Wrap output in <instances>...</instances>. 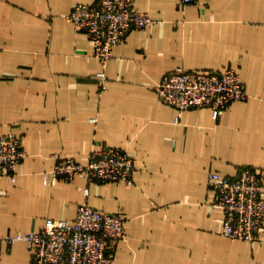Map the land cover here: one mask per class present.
Wrapping results in <instances>:
<instances>
[{
  "label": "crops",
  "instance_id": "obj_1",
  "mask_svg": "<svg viewBox=\"0 0 264 264\" xmlns=\"http://www.w3.org/2000/svg\"><path fill=\"white\" fill-rule=\"evenodd\" d=\"M95 1L0 0V134L20 135L28 153L15 181L0 177V237L73 220L87 202L126 218L115 264H264V227L259 241L224 235L207 184L212 170L251 166L264 188V0H137L153 23L114 47L106 89L88 34L67 18ZM226 67L248 97L219 118L179 113L155 91L168 72ZM99 144L135 158L131 184L45 179L58 153L86 164ZM30 259L28 243L0 245V264Z\"/></svg>",
  "mask_w": 264,
  "mask_h": 264
},
{
  "label": "built area",
  "instance_id": "obj_2",
  "mask_svg": "<svg viewBox=\"0 0 264 264\" xmlns=\"http://www.w3.org/2000/svg\"><path fill=\"white\" fill-rule=\"evenodd\" d=\"M67 18L77 30L85 31L92 42L94 55L102 64V69L96 73L102 89H106V68L114 56V47L124 41L131 30L144 29L153 23V17L138 7L137 0L79 2ZM155 87L158 97L176 107L179 113L192 107H209L214 118H219L234 101L248 97L244 81L232 67L167 73ZM27 156L20 135L0 134V177L15 181L18 165ZM135 169L136 160L127 150L99 144L86 164L58 153L45 179L51 174L54 181L73 182L82 174L90 181L131 184ZM207 184L213 193L212 206L224 212V235L232 239L259 240L264 220V188L259 172L251 166L241 168L235 176L212 170ZM83 190L89 194L87 187ZM127 236V222L122 214L83 202L75 219L48 217L39 230L0 237V245L28 243L29 264H115L117 242Z\"/></svg>",
  "mask_w": 264,
  "mask_h": 264
},
{
  "label": "rangeland",
  "instance_id": "obj_3",
  "mask_svg": "<svg viewBox=\"0 0 264 264\" xmlns=\"http://www.w3.org/2000/svg\"><path fill=\"white\" fill-rule=\"evenodd\" d=\"M183 69H185V68H180V69H177V70H174V71H171V72H176V71H180V70H183ZM171 72H168V73H171ZM167 74V73H166ZM165 75V74H164ZM96 79H97V81H99L98 80V78H97V76H96ZM155 89H156V87H155ZM156 91V90H155ZM192 108H196V107H192ZM189 109H191V108H189ZM188 110V109H187ZM213 201V200H212ZM212 201L210 202V205L212 206ZM213 207V206H212ZM263 227H264V220H263V223L261 224V230H260V232H259V240H261L262 239V237H263ZM258 240V241H259Z\"/></svg>",
  "mask_w": 264,
  "mask_h": 264
}]
</instances>
